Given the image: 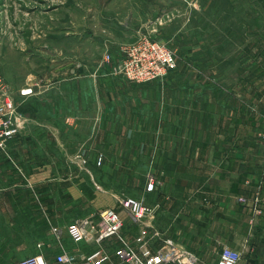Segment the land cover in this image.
Instances as JSON below:
<instances>
[{"label": "rangeland", "instance_id": "obj_1", "mask_svg": "<svg viewBox=\"0 0 264 264\" xmlns=\"http://www.w3.org/2000/svg\"><path fill=\"white\" fill-rule=\"evenodd\" d=\"M141 36L166 44L178 68L137 84L104 62ZM0 80L25 119L81 121L77 133L34 129L41 134L10 151L80 154L78 177L92 194L140 199L149 175L158 184L174 163L176 143L186 151L190 111L195 141L264 153V0H0ZM88 245L73 243L87 254Z\"/></svg>", "mask_w": 264, "mask_h": 264}, {"label": "crops", "instance_id": "obj_2", "mask_svg": "<svg viewBox=\"0 0 264 264\" xmlns=\"http://www.w3.org/2000/svg\"><path fill=\"white\" fill-rule=\"evenodd\" d=\"M128 27H133L132 19ZM120 50L117 55L109 52L113 64L121 58ZM193 112L186 121V151L180 152L176 143L174 163L153 192L144 189L140 195L154 209L147 224L159 233L149 245L159 251L165 248L166 240L172 241L179 254L166 264H190L191 258L195 264H217L225 247L242 253L239 264H264V153L237 148L221 151L201 138L195 141ZM80 122L39 123L24 118L20 135L9 147L18 143L25 146L30 136L41 132L45 137L61 134V128L74 127L75 133L80 132ZM40 128L39 133L34 130ZM79 156L60 151H0V256L44 254L50 264H57L54 258L64 250L73 257L72 264H80L87 251L73 246L67 226L91 218L99 228V214L105 209L121 213L123 234L134 240L139 226L115 197L109 191L95 190L92 194V189L82 186ZM52 227L60 230L59 241ZM36 232L37 237H29L28 233ZM22 243L27 246L20 251ZM89 244L91 253L95 245ZM115 247L114 240L103 244L111 255L107 264H120Z\"/></svg>", "mask_w": 264, "mask_h": 264}, {"label": "built area", "instance_id": "obj_3", "mask_svg": "<svg viewBox=\"0 0 264 264\" xmlns=\"http://www.w3.org/2000/svg\"><path fill=\"white\" fill-rule=\"evenodd\" d=\"M121 58L117 61L116 72L129 82L148 84L160 81L170 72L178 68L176 53L166 44L148 36H141L138 40L121 47ZM105 63H114L109 52L104 56ZM0 80V151L8 152L10 143L20 135L24 125V116L20 105L8 92L5 84ZM32 88L21 90V96L32 94ZM103 157L97 159L102 165ZM156 188L154 175H149L145 189L153 192ZM122 209L129 214L132 221L139 226V232L134 240L123 234L124 220L120 212L105 209L99 214L100 225L96 228L91 218L81 222H74L67 226V236L74 244L94 243L95 249L82 257L80 264H107L111 262V255L103 248L108 241H115V257L120 264H166L179 254L173 249L172 241H165V248L153 251L149 245L151 239L159 235L153 226L147 224L154 217V209L143 199H120ZM53 231L60 240V230ZM166 251V252H164ZM242 253L230 247L222 249L217 264H239ZM57 264H72L73 257L66 251L55 256ZM16 264H50L44 254L31 256L18 261ZM195 259L191 258V263Z\"/></svg>", "mask_w": 264, "mask_h": 264}]
</instances>
